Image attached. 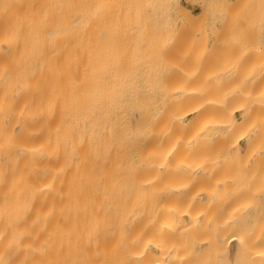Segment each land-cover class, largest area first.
Instances as JSON below:
<instances>
[{"label": "bare ground", "instance_id": "bare-ground-1", "mask_svg": "<svg viewBox=\"0 0 264 264\" xmlns=\"http://www.w3.org/2000/svg\"><path fill=\"white\" fill-rule=\"evenodd\" d=\"M181 2L0 0V264H264V0Z\"/></svg>", "mask_w": 264, "mask_h": 264}, {"label": "rangeland", "instance_id": "rangeland-1", "mask_svg": "<svg viewBox=\"0 0 264 264\" xmlns=\"http://www.w3.org/2000/svg\"><path fill=\"white\" fill-rule=\"evenodd\" d=\"M182 1V2H181ZM192 0H180V2L181 3H183L182 5L183 6H185L188 10L190 9V10H192L191 12L193 13V15H199V12H200V8L198 9V7H199V4H197L198 2H197V0L195 1V0H193L192 2H191ZM196 3H195V2ZM189 10V11H190ZM207 34H208V39H210V38H212V35L213 34H211V33H213V32H211V31H209L208 30V32H206Z\"/></svg>", "mask_w": 264, "mask_h": 264}]
</instances>
